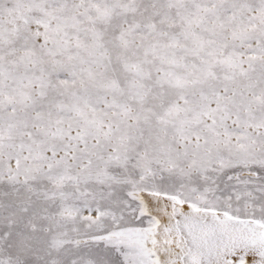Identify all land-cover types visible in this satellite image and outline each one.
<instances>
[{
	"label": "snow or ice",
	"instance_id": "1",
	"mask_svg": "<svg viewBox=\"0 0 264 264\" xmlns=\"http://www.w3.org/2000/svg\"><path fill=\"white\" fill-rule=\"evenodd\" d=\"M0 264H264V0H0Z\"/></svg>",
	"mask_w": 264,
	"mask_h": 264
}]
</instances>
